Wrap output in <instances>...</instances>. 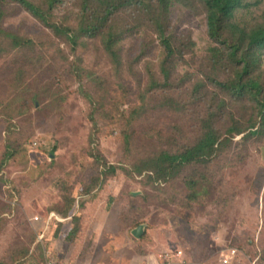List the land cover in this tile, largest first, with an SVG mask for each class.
I'll list each match as a JSON object with an SVG mask.
<instances>
[{"label":"rangeland","instance_id":"obj_1","mask_svg":"<svg viewBox=\"0 0 264 264\" xmlns=\"http://www.w3.org/2000/svg\"><path fill=\"white\" fill-rule=\"evenodd\" d=\"M77 9L76 1L69 0L66 11ZM119 16V23L127 28L138 24L134 9ZM5 25L22 26L41 37L44 48L34 52L31 61L6 52L0 56V260L9 262V253L18 250L29 253L22 256L25 263L40 264L38 243L45 246L47 260L52 256L68 264H166L168 256L172 264H219V257L231 247L245 253L250 264L257 260L256 264H264V141L252 144L247 153L243 136H238L236 145L212 164L188 167L175 181L157 188L143 184L146 174L133 179L120 172L83 196L80 191L90 186L99 170L92 140H99L105 162L125 165V117L138 106L134 92L140 87L125 69L122 87L133 92L124 98L120 80L97 40L87 42L86 52L78 50L90 74L81 78V84L70 72L74 57L69 48L34 18L21 12ZM144 27V31L149 28ZM171 29L195 44L188 58L201 67L209 49L216 46L206 14L175 3ZM143 68L144 64L141 72ZM188 71L196 70L190 65L182 69ZM192 85L174 93L188 105L183 112L157 109L160 98H152L149 111L129 128L132 161L160 150H183L196 142L199 108L191 105ZM80 88L113 104L111 122L97 115L100 135L94 133L90 105ZM157 131L165 133L158 142ZM7 134H14L10 142L16 155L4 164ZM191 180L199 189L196 200L189 203ZM66 192L76 199L73 215L81 217L78 226L55 210L64 205ZM134 193L139 198L132 201ZM132 203L139 210L136 223L145 226L152 241H139L131 223L122 221L123 210ZM75 227L78 232L71 237Z\"/></svg>","mask_w":264,"mask_h":264},{"label":"trees","instance_id":"obj_2","mask_svg":"<svg viewBox=\"0 0 264 264\" xmlns=\"http://www.w3.org/2000/svg\"><path fill=\"white\" fill-rule=\"evenodd\" d=\"M74 1L78 5L75 13L66 11L69 0H0V56L6 52L22 55L24 60L31 61L34 52L40 53L43 50L41 37H34L22 26L5 25L6 20L15 19L21 12H26L69 48L74 57L70 72L79 83H83L81 78L85 74L88 77L90 74L83 68V58H78V50L86 52L87 42L97 40L111 62L114 75L120 80L123 95L133 92L122 87L125 69L136 81L137 87H140L134 92L139 104L125 117V122L128 123L124 138L125 165L105 162L99 154V140H92L97 149L92 157L99 165V170L91 178L90 186L80 191L83 196L90 195L97 185L105 184L109 177H116L120 172L133 179L146 174V182L143 184L157 188L175 181L188 167L212 164L236 145L234 140L238 136H243L247 153L252 144L264 141V0ZM175 3L191 12L207 16L209 35L216 46L209 49L201 67H197L188 58L189 50H193L195 44L177 36L171 29L172 7ZM132 9L137 12L139 20L130 29L119 23V15ZM144 24L149 27L146 31ZM151 35L155 40L148 41L146 38ZM76 62L81 65L77 66ZM142 64L143 72L139 69ZM187 65L194 67L196 71L183 73L182 69ZM191 85V105L199 108L196 142L192 146H185L183 150H160L151 156H141V159L132 161L129 128L149 111L152 98H160L157 109L183 112L188 105L177 99L174 93L188 89ZM80 92L88 99V116L94 133L100 135L97 115L102 114L111 122L115 112L113 104L103 97H91L82 88ZM124 113L125 111L122 112ZM164 134L162 131L155 132L156 141ZM13 137L14 134L6 135L4 164L15 158V148L10 142L14 141ZM197 185L194 180L188 182L192 192L187 199L189 203L196 200V187L199 189ZM62 197L66 201L61 209L55 208L58 215L72 218V224L80 225L81 217L73 215L76 199L68 192ZM130 198L135 201L139 196L134 193ZM126 204L125 202L123 207ZM137 211L136 203H132L123 210L121 218L124 223H131L135 230L142 226L136 223ZM77 232L75 227L69 235L74 237ZM148 233L147 230L143 235L146 236L145 239L142 236L143 240L139 241L145 242L149 238L152 241L153 237ZM36 245L42 250L39 253L40 264H46L45 246L38 243ZM18 252H10L11 260H0V264H29L22 258L29 253ZM148 254L147 251L145 255ZM221 258L222 255L219 262Z\"/></svg>","mask_w":264,"mask_h":264},{"label":"built area","instance_id":"obj_3","mask_svg":"<svg viewBox=\"0 0 264 264\" xmlns=\"http://www.w3.org/2000/svg\"><path fill=\"white\" fill-rule=\"evenodd\" d=\"M169 257V256H168ZM168 257H166V264H172L170 260H168ZM249 257L243 253L240 252L237 248L231 247L226 249L222 253V258L219 262V264H250L248 261ZM257 261H254L252 264H256ZM46 264H68L65 262H61L56 257H48V260Z\"/></svg>","mask_w":264,"mask_h":264},{"label":"water","instance_id":"obj_4","mask_svg":"<svg viewBox=\"0 0 264 264\" xmlns=\"http://www.w3.org/2000/svg\"><path fill=\"white\" fill-rule=\"evenodd\" d=\"M135 195H139V193H135ZM146 232V228L145 226H141L139 227L138 229H136L134 232H133V235L135 237H137L138 239H141L142 236L145 234Z\"/></svg>","mask_w":264,"mask_h":264}]
</instances>
